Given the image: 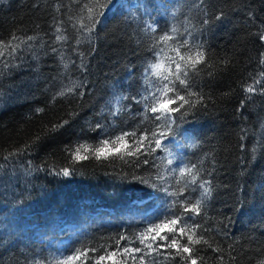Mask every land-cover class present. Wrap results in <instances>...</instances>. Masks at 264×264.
<instances>
[{
	"label": "trees",
	"instance_id": "1",
	"mask_svg": "<svg viewBox=\"0 0 264 264\" xmlns=\"http://www.w3.org/2000/svg\"><path fill=\"white\" fill-rule=\"evenodd\" d=\"M77 8L72 0H0V40L7 42L13 33L35 37L21 45L15 66L0 68V264H55L77 248H98L89 255L99 256L101 245L113 250L120 235L135 240L164 218L174 198L133 179L155 177L151 157H141L150 165L139 167L89 158L75 163L69 177L50 169L70 166L66 146L97 144V122L113 135L155 127L158 122L145 120L150 114L137 101L160 83L156 77H149L151 84L145 80L146 67L157 60L153 37L173 27L184 33L177 42L187 38L206 50V63L190 74L203 104L161 138L156 163L172 159L173 175L195 164L210 182L211 196L196 220L223 252L196 246L207 264H261L264 0H109L91 39L74 27ZM58 21L67 41H56ZM74 83L82 86L53 100ZM249 85L256 91L245 92ZM65 120L63 128L51 130ZM160 171L171 179L167 169ZM200 194L190 188L187 195L194 200ZM132 246L142 247L138 240ZM174 251L162 248L159 257L147 260L181 264L179 257L165 260Z\"/></svg>",
	"mask_w": 264,
	"mask_h": 264
},
{
	"label": "snow or ice",
	"instance_id": "2",
	"mask_svg": "<svg viewBox=\"0 0 264 264\" xmlns=\"http://www.w3.org/2000/svg\"><path fill=\"white\" fill-rule=\"evenodd\" d=\"M108 2L109 0H72V3L78 6L74 27L79 33L84 34L85 38L91 39L88 34L95 31L99 17L104 15L102 10L107 7ZM57 8L59 10V6ZM220 18L217 17V19ZM69 19L73 18L70 16ZM204 23L207 21L205 20ZM148 27L153 33L158 31L151 25ZM55 32L57 33V42L67 41L68 37L63 34L59 21ZM185 32L188 36H192V32L187 28ZM180 35H184V33H180L176 27H173L170 32L153 37L152 48L157 60L149 63L146 67L145 80L151 84L152 81L149 77H156L160 83L153 86L154 90L150 95L142 97L137 102L144 103V112L150 114L144 115L145 120L158 122L155 123V127L143 131L139 129L122 131L118 135H113L106 134L103 126L97 122L92 131L99 132L101 137L99 142L93 145L85 141L74 147L66 146L64 151L71 156L70 166L50 169L52 175L69 177L75 170V163L89 158H94L97 161L119 159L131 167H139L141 164L150 165L149 159L141 160V157H151V166L157 169L155 177L145 178L134 175L133 179L140 184L156 189V191L163 190L166 196L174 198L172 204L168 206V211L160 222L151 224L144 232L137 234L135 240L122 234L116 239V247L113 250L101 245L103 253L95 256L89 255V253L95 254L99 251L98 248H77L72 254L57 259L55 264H78V262L79 264H88V261H92V264H102L108 260L111 261V264H128L129 260L133 264H149L147 258L159 257L162 254L160 252L162 248L175 250L174 253L167 252L165 260L179 257L181 264H207L206 259L199 256L200 249L196 246L206 245L213 252H223L218 244L212 242L211 237L205 236L204 233L207 232V229H204L201 223L196 220V217L204 215L205 200L211 196L210 182L201 178V169L195 164L188 165L179 168L173 175L171 169L173 160L167 159L166 165L162 161L157 164L156 156H154L158 149L163 150L161 138L167 137L177 120L187 116L190 110L196 108L197 105L203 104L202 93L194 91L192 88L190 74L198 72L200 70L198 66L206 63V50L203 44L190 43L187 38L177 42ZM34 39L33 36L21 39L13 33L7 42L0 40V68L9 69L15 66L21 45ZM260 39L264 41V31L260 33ZM81 42L80 38L76 40L77 44ZM260 63L264 64V53L261 54ZM256 82L260 83V81ZM81 86L74 83L72 87L58 92L53 100L72 93L74 88ZM255 91L256 89L251 85L245 88V92L253 93ZM80 95L83 93L81 92ZM43 111V108L36 109L37 113ZM116 114L115 111L112 113L114 116ZM68 123L65 120L62 123L54 124L51 130L58 131ZM29 147L26 145L25 151ZM161 167L169 171L171 179L165 178L164 173L160 171ZM171 180H175V185L171 183ZM190 188L201 190L200 198L189 200L187 194ZM185 237L186 242H183ZM125 240H128V245H121V241ZM136 240L142 247L132 246ZM157 241L162 243L157 244ZM137 253H141V255L137 256ZM217 259L223 262L222 257H217ZM36 264H42V262L37 261ZM150 264H161V262L158 259H152ZM261 264H264V261H261Z\"/></svg>",
	"mask_w": 264,
	"mask_h": 264
}]
</instances>
